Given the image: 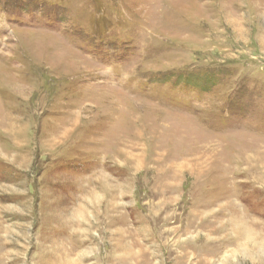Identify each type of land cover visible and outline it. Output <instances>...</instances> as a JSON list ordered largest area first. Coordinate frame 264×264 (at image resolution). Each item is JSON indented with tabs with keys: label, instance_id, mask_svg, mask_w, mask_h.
Here are the masks:
<instances>
[{
	"label": "rangeland",
	"instance_id": "1",
	"mask_svg": "<svg viewBox=\"0 0 264 264\" xmlns=\"http://www.w3.org/2000/svg\"><path fill=\"white\" fill-rule=\"evenodd\" d=\"M0 2V264H264V0Z\"/></svg>",
	"mask_w": 264,
	"mask_h": 264
},
{
	"label": "bare ground",
	"instance_id": "2",
	"mask_svg": "<svg viewBox=\"0 0 264 264\" xmlns=\"http://www.w3.org/2000/svg\"><path fill=\"white\" fill-rule=\"evenodd\" d=\"M234 222V220H232V223ZM239 225V223H238ZM248 227L247 228H244L245 232L243 233L244 236H248L251 232L250 231H247ZM239 230V229H238ZM253 239V238H252ZM250 240V239H249Z\"/></svg>",
	"mask_w": 264,
	"mask_h": 264
},
{
	"label": "trees",
	"instance_id": "3",
	"mask_svg": "<svg viewBox=\"0 0 264 264\" xmlns=\"http://www.w3.org/2000/svg\"><path fill=\"white\" fill-rule=\"evenodd\" d=\"M1 3V2H0ZM4 9L7 8V6L3 7ZM39 9V8H38ZM40 10V9H39Z\"/></svg>",
	"mask_w": 264,
	"mask_h": 264
}]
</instances>
